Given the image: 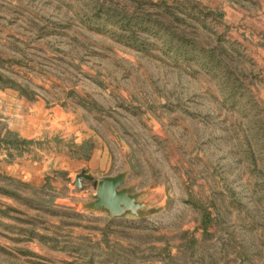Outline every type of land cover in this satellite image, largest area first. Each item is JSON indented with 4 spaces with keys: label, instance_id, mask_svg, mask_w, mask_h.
<instances>
[{
    "label": "rangeland",
    "instance_id": "obj_1",
    "mask_svg": "<svg viewBox=\"0 0 264 264\" xmlns=\"http://www.w3.org/2000/svg\"><path fill=\"white\" fill-rule=\"evenodd\" d=\"M0 264H264V0H0Z\"/></svg>",
    "mask_w": 264,
    "mask_h": 264
},
{
    "label": "water",
    "instance_id": "obj_2",
    "mask_svg": "<svg viewBox=\"0 0 264 264\" xmlns=\"http://www.w3.org/2000/svg\"><path fill=\"white\" fill-rule=\"evenodd\" d=\"M80 178L92 179L86 174L79 175L77 179ZM124 179L123 173L103 178L98 182L95 201L88 203L86 207L107 210L111 217L121 216L127 211L138 216H146V212L140 211L146 206L144 202L139 201L140 194H133L127 188H122Z\"/></svg>",
    "mask_w": 264,
    "mask_h": 264
}]
</instances>
